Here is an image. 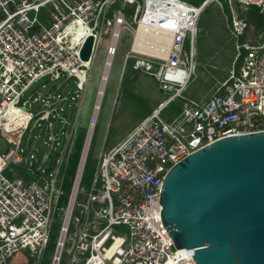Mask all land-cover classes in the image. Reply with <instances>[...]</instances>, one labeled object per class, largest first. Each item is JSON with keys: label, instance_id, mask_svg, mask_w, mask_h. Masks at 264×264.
I'll return each instance as SVG.
<instances>
[{"label": "built area", "instance_id": "obj_1", "mask_svg": "<svg viewBox=\"0 0 264 264\" xmlns=\"http://www.w3.org/2000/svg\"><path fill=\"white\" fill-rule=\"evenodd\" d=\"M112 1L0 0V130L17 146L34 118L24 106L27 99L21 100L34 81L46 73L58 77L67 72L78 76L77 88L85 89L99 25ZM123 1L133 6L131 20L122 10L115 12L113 20L107 19L112 29L104 65L109 57L112 61L121 29L129 28L133 36L126 62L131 58L134 69L154 76L168 98L111 152L101 153L71 261L74 264L81 256L82 264H196L193 254L182 256L164 230L163 177L174 163L218 138L264 130V44L257 46L250 36L240 41L250 21L235 9L236 4L264 7V0H224L230 10L229 27L237 37L229 73L209 96L185 104L170 122L160 117V111L182 96L190 78L197 19L208 0L199 5L184 0ZM217 1L223 6L222 0ZM45 7L50 10L48 21L39 18ZM141 31L148 51L134 47ZM89 34L94 35L93 51L89 60H83L80 50ZM45 95L39 118L48 121L50 130L51 115L61 121V127L69 126L61 111L74 93L54 95L47 90ZM48 138L51 147L59 144L53 132ZM21 151L11 148L0 153V264H27L30 257L37 259L49 240L48 222L57 196L55 175L43 184L7 174L12 163L29 160Z\"/></svg>", "mask_w": 264, "mask_h": 264}, {"label": "rangeland", "instance_id": "obj_2", "mask_svg": "<svg viewBox=\"0 0 264 264\" xmlns=\"http://www.w3.org/2000/svg\"><path fill=\"white\" fill-rule=\"evenodd\" d=\"M184 1L199 5L203 0ZM222 3L223 6L217 0H208L204 4L197 19V33L193 43V69L190 78L182 96L170 101L161 109L160 117L163 120L173 121L180 115L185 104L201 102L213 92L216 84L228 75L236 53L237 37L229 27V14L225 9L226 2L222 0ZM235 9L241 15L247 16L246 8L236 4ZM118 10L124 11L131 20L132 5L123 0H113L109 3L104 20L99 25V39L85 89L77 88L78 76H69L67 72H62L58 77H53L48 73L43 74L21 96V100L27 99L24 106L33 111L34 118L23 132L20 144L17 146L0 130V153H7L11 148H18L22 149L24 157L28 156L29 159L12 163L11 168L6 170L7 174L12 175L15 172L19 175H26L43 184L52 181L55 175L57 196L53 200L50 211L49 240L42 248L35 264L53 263L107 59V48L110 44L112 29L107 19L113 20ZM261 10H264V7ZM260 33L262 35L256 38V34ZM132 36L133 33L129 28L121 29L116 52L108 70L100 107L94 120V129L82 176L78 183L77 196L59 264H73L71 255L73 251H76L78 235L87 217L86 206L89 204V192L93 187L101 153L111 152L142 119L141 109L128 92L123 91V75L132 78L131 89L138 96L143 97L147 104L153 105L154 109L161 107L168 98L167 93L159 87V82L154 76L134 69L131 58H128L126 62ZM244 36H250L257 46L264 44V32L258 31L252 22ZM186 47H188V42ZM47 90L53 91L54 95L58 92L74 93L75 97L66 101L65 108L61 111V115L70 121L69 126L61 127V121L51 115L50 120L54 123V127L50 130L48 121L39 118L44 105L42 97L47 96L45 95ZM48 98L53 100L52 96ZM28 102H31L30 106ZM51 132L59 140V144H54L52 147L48 138ZM30 154H33V158ZM60 158H62L61 163L58 162ZM82 261L83 258L80 256L78 262L74 264H82Z\"/></svg>", "mask_w": 264, "mask_h": 264}, {"label": "water", "instance_id": "obj_3", "mask_svg": "<svg viewBox=\"0 0 264 264\" xmlns=\"http://www.w3.org/2000/svg\"><path fill=\"white\" fill-rule=\"evenodd\" d=\"M94 35L80 50L89 60ZM164 230L196 264H264V130L218 138L174 163L160 191Z\"/></svg>", "mask_w": 264, "mask_h": 264}, {"label": "bare ground", "instance_id": "obj_4", "mask_svg": "<svg viewBox=\"0 0 264 264\" xmlns=\"http://www.w3.org/2000/svg\"><path fill=\"white\" fill-rule=\"evenodd\" d=\"M142 34H143V31L138 33V36L136 38V42H135L134 47L139 49V50H141V51H148V49H150V48H148L147 46L145 47L143 45V43H142V41H143L142 39L144 37ZM115 39H114V44H115V41H116ZM110 61H111V57L108 58L107 65L105 66L104 71L102 73V80H101L100 87H99V90H98V94H97V97H96L97 99H96L95 105H94V111H93V115H92V120H91V123L89 125V129H88L86 140H85V143H84L82 155H81L80 162H79V165H78V169H77V173H76V177H75V182H74V186H73L72 194H71V198H70V203H69V206L67 208L66 215H65L64 222H63L62 229H61V233H60V237L58 239V245H57L56 252H55V255H54L53 264H58L59 263L60 255H61V252H62V249H63V244H64V240H65V237H66L67 226H68V223H69V220H70L73 203H74V200H75V196H77L76 193H77L78 183H79V180H80V176H82L81 173H82L83 165H84L86 154H87V151H88V148H89L92 130L94 129V127H93L94 120H95L96 114L98 112V109L100 107V101H101V98H102V95H103V91H104V86H105V83H106V80H107Z\"/></svg>", "mask_w": 264, "mask_h": 264}, {"label": "trees", "instance_id": "obj_5", "mask_svg": "<svg viewBox=\"0 0 264 264\" xmlns=\"http://www.w3.org/2000/svg\"><path fill=\"white\" fill-rule=\"evenodd\" d=\"M225 9L230 16V10H229V7L227 6V3L225 5ZM246 9H247V16L249 18V21L255 25V28L258 31L264 32V10H261L262 7L260 5L252 3V4H249ZM49 17H50L49 8L48 7L43 8L39 14V18L42 21H48ZM244 39H245V36L242 35L240 37V41L242 42ZM136 70H138V69H136ZM132 81H133L132 78H128V76L123 75V77H122V88H123L124 92H128V94L134 100L136 105L141 109L140 117H142V119H143L154 110V106L151 104L150 105L147 104V102H145V99L143 97L138 96L135 93V91L133 89H131ZM12 175L30 178L26 175H19L15 172H13ZM35 262H36V258L30 257L28 264H35Z\"/></svg>", "mask_w": 264, "mask_h": 264}]
</instances>
